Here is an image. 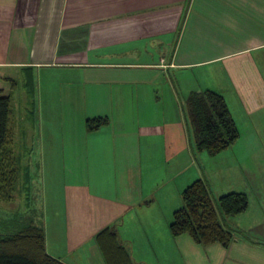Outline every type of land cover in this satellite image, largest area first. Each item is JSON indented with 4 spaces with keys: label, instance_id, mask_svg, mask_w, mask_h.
Wrapping results in <instances>:
<instances>
[{
    "label": "crops",
    "instance_id": "crops-1",
    "mask_svg": "<svg viewBox=\"0 0 264 264\" xmlns=\"http://www.w3.org/2000/svg\"><path fill=\"white\" fill-rule=\"evenodd\" d=\"M193 77L223 95L236 125L263 114L264 0H0V94L10 108L23 103L22 124L41 126L23 145L33 150L36 138L44 162L49 254L105 264L94 235L114 225L135 264L201 251L215 263L264 264V243L236 236L228 247L201 246L169 230L181 190L200 177L187 174L194 154L178 93L187 98ZM98 116L109 122L87 130ZM149 197L163 202L157 222L156 207L142 209ZM241 214L228 218L264 241V223L250 230Z\"/></svg>",
    "mask_w": 264,
    "mask_h": 264
},
{
    "label": "trees",
    "instance_id": "trees-1",
    "mask_svg": "<svg viewBox=\"0 0 264 264\" xmlns=\"http://www.w3.org/2000/svg\"><path fill=\"white\" fill-rule=\"evenodd\" d=\"M180 103L187 129L194 139V156L200 151L215 155L237 141L239 131L223 95L211 89L191 91L184 105ZM10 113L9 95L0 94V199L3 200L10 198L13 191L11 181L17 177V166H10L8 160H4L6 144L11 137ZM108 122L106 116L90 118L86 121V128L98 129ZM247 206L248 197L245 192L228 191L215 196L207 179L198 177L181 190V203L172 211L168 220L169 230L173 236L187 234L201 246L219 243L228 247L236 236L249 242L264 243L245 230L223 223L226 218L243 212ZM94 241L105 264H135L130 252L120 241L114 225L97 231ZM0 264L67 263L46 251L43 226L33 224V219H30L20 229L0 232Z\"/></svg>",
    "mask_w": 264,
    "mask_h": 264
},
{
    "label": "rangeland",
    "instance_id": "rangeland-1",
    "mask_svg": "<svg viewBox=\"0 0 264 264\" xmlns=\"http://www.w3.org/2000/svg\"><path fill=\"white\" fill-rule=\"evenodd\" d=\"M177 36L178 29L175 32L174 40H176ZM193 78L195 81L193 80V84L191 85L195 89L192 91H201V85L198 84L195 77ZM174 83L177 86L175 77ZM178 90L180 100L184 105L185 98L180 88ZM11 105L12 112L11 121L9 123L11 137L6 144V151L8 154L5 153L6 157L4 156V160L7 159L10 166H17V177L11 181L13 191L11 192L10 198L6 200L0 199V232H12L20 229L23 226V223L25 224L30 219H33V224L41 227L43 226L42 215H44L45 212V205L41 198V179L44 172L42 166L44 162H42L41 159V151L38 148V141L34 138L35 146L33 150H29L28 146L25 147V145H23L24 142L26 145L29 143L27 139L31 138L32 135L36 136L39 133L41 126L37 118V120L35 119V122L31 120L34 123L29 121L22 124L19 116L23 110V103L18 99L13 98L11 100ZM262 113L263 114L261 115L253 117L246 118L244 115L239 117L240 119L237 118V128L239 131L237 141L230 147L212 156L205 151L204 153L202 152L203 154H196L193 156L194 163L187 170V174L197 171L200 177L205 175L215 196L224 190V192H227V190L230 191L235 190L236 188H244L248 197V206L243 212H241L242 214L239 213L241 215L237 216V219H240L243 224L245 223V226H249V228H251L250 230H259L260 232H262L261 228L264 223V111ZM61 126L62 125H58V130H60ZM44 128L46 130L50 128V125H44ZM14 131L15 138L13 139ZM19 132H22V134ZM23 133L25 134L24 138ZM191 140L193 143L194 139L192 136ZM0 161H2V159H0ZM45 165H48L46 160ZM219 166H221V168ZM5 168L8 169L6 165ZM65 174H67V172H65ZM242 177H244L243 182L247 183L245 186H242L241 181H239V178L242 180ZM166 188H169L168 185L165 186V189ZM161 193L162 192L160 191L158 196H160ZM174 196L177 198V193L174 194ZM147 201H149L148 203H150V205L143 207L142 209L156 207L157 209L152 211L156 212L155 222H157V217L159 220V205H163V202L158 205L157 202H155L154 197H149ZM172 202L173 205L176 204L174 198H172ZM47 211L50 212V206L48 205ZM152 211L151 213L154 214ZM223 223L227 226L242 229L240 225L233 223L231 218H226ZM47 224L50 228H54L55 222L54 220H47ZM160 226L161 227L158 226L157 229L159 234H162L164 227L163 224ZM192 254L187 256L189 259L184 257L181 259L182 261L179 262L181 257H177L175 258L176 263L168 264H230L227 261H225V263H215L213 258L208 256L206 252V255L203 254L202 251L194 255ZM175 256L176 255L174 254V257ZM138 264L154 263H146L145 261V263Z\"/></svg>",
    "mask_w": 264,
    "mask_h": 264
}]
</instances>
